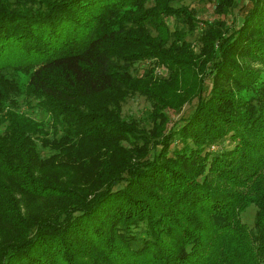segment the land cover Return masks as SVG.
I'll use <instances>...</instances> for the list:
<instances>
[{
  "label": "trees",
  "instance_id": "obj_1",
  "mask_svg": "<svg viewBox=\"0 0 264 264\" xmlns=\"http://www.w3.org/2000/svg\"><path fill=\"white\" fill-rule=\"evenodd\" d=\"M173 1L0 0V264H264V0Z\"/></svg>",
  "mask_w": 264,
  "mask_h": 264
},
{
  "label": "rangeland",
  "instance_id": "obj_2",
  "mask_svg": "<svg viewBox=\"0 0 264 264\" xmlns=\"http://www.w3.org/2000/svg\"><path fill=\"white\" fill-rule=\"evenodd\" d=\"M217 0H174L175 4L184 3L189 7H192L195 11V15L198 18V24L195 27V31L192 33H188L186 35V39L190 40L195 48H198L201 45V42L197 40V34L200 29H202L206 23V20L214 21L217 17L216 12L214 11L215 3ZM252 0H234L230 11L224 14V18L227 23L234 24L236 20H238L242 15L246 13V11L251 7ZM170 26H173L175 20H173L172 16H169ZM181 25L182 23L179 22ZM11 46L5 48V55H9L11 53ZM146 61H139L135 63L137 67V72L140 74L143 71L144 65H146ZM161 74L166 75V71L163 67H158L157 69ZM21 101L22 110L28 112L29 114L40 117L42 115L41 111L34 105V101ZM196 104V98L191 101L185 102L179 110H169V123H173L177 121L180 117L186 116L190 114ZM150 110L149 101L141 94L134 93L127 97L122 105V114L126 116H134L141 117L145 116L146 111ZM39 149L43 155H47L49 153L48 148H43L39 145ZM256 209V204H249L242 212L241 218L244 222L251 225L254 219V212Z\"/></svg>",
  "mask_w": 264,
  "mask_h": 264
}]
</instances>
